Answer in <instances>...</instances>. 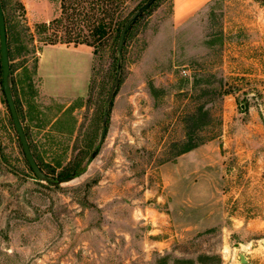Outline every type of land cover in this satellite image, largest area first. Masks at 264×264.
<instances>
[{"label":"rangeland","instance_id":"obj_1","mask_svg":"<svg viewBox=\"0 0 264 264\" xmlns=\"http://www.w3.org/2000/svg\"><path fill=\"white\" fill-rule=\"evenodd\" d=\"M1 2L32 153L49 178L76 177L34 175L4 103L0 264H264V0H211L180 22L157 0L121 53L47 50L37 25L60 0ZM43 52L84 73L78 92L44 86ZM189 129L215 136L175 156Z\"/></svg>","mask_w":264,"mask_h":264},{"label":"trees","instance_id":"obj_2","mask_svg":"<svg viewBox=\"0 0 264 264\" xmlns=\"http://www.w3.org/2000/svg\"><path fill=\"white\" fill-rule=\"evenodd\" d=\"M145 1L146 0H60V14L48 22L38 24L37 32L43 34L41 41L44 45L86 44L93 46L95 49L94 52L97 53L99 50L104 49L105 45L108 44L110 40H115L116 43L118 42L121 29L126 20ZM136 21L137 20L129 27L123 47L126 45L130 30ZM5 22L8 39L14 26H10L7 19H5ZM16 40L17 39H15V41ZM28 52L31 51L26 49L24 53L27 54ZM32 52L37 53L38 50L34 49ZM0 93L3 103H6L1 87ZM15 103L17 105L16 99ZM207 113L208 111L206 114ZM214 136L215 135L198 139L194 136V132L189 129L186 132L184 141L174 144L176 146L180 145L181 147L175 156H179L197 148L213 139Z\"/></svg>","mask_w":264,"mask_h":264},{"label":"water","instance_id":"obj_3","mask_svg":"<svg viewBox=\"0 0 264 264\" xmlns=\"http://www.w3.org/2000/svg\"><path fill=\"white\" fill-rule=\"evenodd\" d=\"M157 0H146L135 12L126 20L125 24L123 25L120 36L118 39V51L119 53L122 52L125 37L127 31L131 24L137 20L141 14H143L147 9H149ZM0 58H1V70H2V90L4 94V98L6 100L7 107L9 109L11 119L13 125L17 131L18 138L22 145V149L25 155V158L34 173V175L40 180L47 182L48 184H61L63 182H67L73 180L76 177V174L73 173L70 176H66L64 178H59L57 180H53L45 174V172L39 166L37 160L35 159L30 144L28 142L23 124L20 119V115L17 109V105L15 103L11 82H10V57H9V48H8V39H7V32H6V22L2 7V2L0 0ZM120 66V64H119ZM119 82V75H117L113 81V84L110 88L108 94V100L112 99V96L115 92L117 84ZM242 260H244V256L242 255Z\"/></svg>","mask_w":264,"mask_h":264},{"label":"crops","instance_id":"obj_4","mask_svg":"<svg viewBox=\"0 0 264 264\" xmlns=\"http://www.w3.org/2000/svg\"><path fill=\"white\" fill-rule=\"evenodd\" d=\"M211 0H173V17L176 22H180L189 18L196 11L207 5ZM58 48L57 45H51L46 48ZM62 49V48H58ZM46 52V50L44 51ZM44 52L39 61L38 77L43 79L44 86L52 88L56 93L68 92L75 93L80 90L81 85L85 78L84 73H80L78 70L68 65V62H59L58 60H52L50 64L52 68L49 70L45 68V62L43 60ZM78 53V52H77ZM79 54V53H78ZM85 72V71H84ZM5 109V104L0 93V112Z\"/></svg>","mask_w":264,"mask_h":264}]
</instances>
